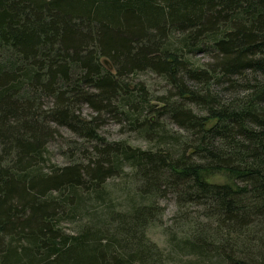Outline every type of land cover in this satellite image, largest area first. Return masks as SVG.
<instances>
[{"label": "trees", "instance_id": "obj_1", "mask_svg": "<svg viewBox=\"0 0 264 264\" xmlns=\"http://www.w3.org/2000/svg\"><path fill=\"white\" fill-rule=\"evenodd\" d=\"M58 127L86 144L63 165ZM170 263L264 264V0H0V264Z\"/></svg>", "mask_w": 264, "mask_h": 264}, {"label": "rangeland", "instance_id": "obj_2", "mask_svg": "<svg viewBox=\"0 0 264 264\" xmlns=\"http://www.w3.org/2000/svg\"><path fill=\"white\" fill-rule=\"evenodd\" d=\"M196 59L207 60L208 56L205 55H197ZM131 81H142L148 87L151 93L159 94L165 88L166 84L162 80L161 77L151 73V72H144L136 74L130 77ZM155 102V101H153ZM82 114L86 117H89L93 114V111L86 105L82 106ZM165 118V117H163ZM165 123L167 124V128L172 130L180 131L183 133L182 129L177 127L175 124L171 123L168 118L164 119ZM58 135L57 137L51 141L47 147L48 155L52 162L57 163L59 165L65 164L69 154L72 151L71 148V141L75 140L78 147L80 145L86 146L85 141L76 138L67 128L65 127H58ZM99 133L106 137L108 140H120L125 139L128 143L134 146L146 147V142L137 136L133 131H130L129 128L125 130L120 124L111 121L105 120V122L99 127ZM75 145V143H74ZM209 180L213 182H226L229 181L230 178L224 172H220L209 177ZM132 179L128 175H122L118 177H114L113 179L109 180V187L112 190V196L116 201H122L126 203L127 198H124L126 193H129L130 189H133V184L131 183ZM124 194V195H123ZM123 195V196H122ZM121 203V202H120ZM159 203L164 207V214L162 216L163 225H173L172 217L176 213L177 207L173 196H167L165 198H160ZM122 204V203H121ZM152 226L148 229L147 235L150 237L151 240L155 241L158 246L168 249V245L166 243V236L162 232V228L164 226ZM63 226L65 231L70 232L72 231L73 227H75L74 223L70 222H63ZM175 264V263H170Z\"/></svg>", "mask_w": 264, "mask_h": 264}]
</instances>
